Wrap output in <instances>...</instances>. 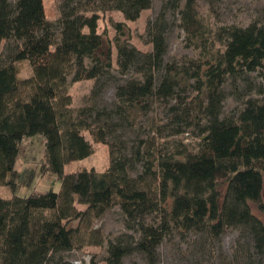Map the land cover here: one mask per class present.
<instances>
[{"label":"trees","instance_id":"1","mask_svg":"<svg viewBox=\"0 0 264 264\" xmlns=\"http://www.w3.org/2000/svg\"><path fill=\"white\" fill-rule=\"evenodd\" d=\"M150 6L151 0H58V17L50 21L43 0H0V186L10 190L0 196V264H70L63 253L104 244L93 223L112 207L130 232L106 241L105 264H122L132 253L154 264L158 246L174 231L218 242L228 228L237 232L230 251H210L205 260L264 264V222L249 207L262 208L264 26L252 21L212 33L196 0H167L146 26L150 52L115 38L116 71L126 77L119 82L110 55H96L100 13L118 11L134 21ZM169 9L178 10L187 44L199 54L189 67L164 60ZM24 61L31 73L20 77ZM254 72L263 82L248 80ZM83 80H93V87L86 103L73 107L70 84ZM185 80L195 93L190 103L178 100ZM229 80L234 89L243 81L247 92L242 107L225 114ZM108 82L110 102L101 97ZM161 103L169 112L163 123L150 117ZM191 109L203 123L187 118ZM192 125L199 128L193 148L164 141L167 129L175 137ZM84 132L107 145L108 165L65 173V164L93 153ZM33 135L44 137L42 171L54 173L60 188L20 197L15 158L20 141Z\"/></svg>","mask_w":264,"mask_h":264},{"label":"rangeland","instance_id":"2","mask_svg":"<svg viewBox=\"0 0 264 264\" xmlns=\"http://www.w3.org/2000/svg\"><path fill=\"white\" fill-rule=\"evenodd\" d=\"M167 0H151L149 9L141 11L139 17L134 21H127L118 11H107L100 13L98 21V32L101 33L102 43L97 50L96 55L101 59H105L110 55L111 74L122 82L126 77L119 75L116 71V47L115 38L120 41H127L141 52H150L152 49L151 43L146 35L147 23L153 21L162 5ZM183 3V0H180ZM44 13L47 20L53 21L58 17V0H43ZM196 7L201 16H203L210 24L212 33L223 26L240 25L245 26L248 23L255 21L264 26V0H196ZM178 10H168L167 20L169 28L166 33V54L164 60L169 63H175L179 66L189 67L191 61L197 59L199 54L193 50L188 44L183 29L179 26ZM116 23H120L121 27L117 29ZM2 46V45H1ZM217 46L219 44L217 43ZM203 60V59H202ZM20 77L29 76L31 68L28 62L18 63ZM248 80L258 83L263 82L261 77L254 73L246 75ZM191 80L183 81L180 84L177 94L178 100L190 103V100L195 95L189 88ZM93 80H83L72 82L69 87V92L72 98V106L79 107L86 103L90 91L93 87ZM246 83L239 81L238 89H234L231 81L223 87V112L230 114L240 107L245 100L247 90ZM256 97L255 95H253ZM101 97L104 101L110 102L113 99V87L110 82L105 83ZM260 98V97H258ZM173 103V100H171ZM187 105H185L186 108ZM184 106H182L183 108ZM168 107L164 103L155 104L150 117L155 118L157 122H167L169 118ZM190 111V112H189ZM187 110V118H193L194 121L203 123L202 114L195 109ZM198 119V120H197ZM184 127V126H182ZM143 128H147L146 123H143ZM169 130L165 131V142L170 143L171 140H179L193 148L198 140L199 128L198 125H192L189 129L183 128V131L175 137L168 136ZM87 140L93 146V153L88 157L72 161L64 166V172L68 173L80 168H93L97 171H103L108 165V147L104 143L94 142L88 132H84ZM44 143L45 139L42 135H33L23 138L18 146L17 155L14 163L15 171V186L14 194L20 197H26L31 193H43L48 190L58 192L60 182L56 175L50 171H42V162L44 158ZM261 190L262 208H258L254 203H249L251 213L259 220L264 222V175ZM226 190V184L218 187L220 198L223 197ZM10 190L6 186H0V196L8 197ZM76 221L68 224V227H74ZM124 217L118 207H112L107 210L100 218L93 223L95 228H98L105 237V242L102 246L85 245L80 248H74L63 253V257L70 264H89L93 261L95 264H105L106 248L108 240L114 239L118 234L127 231L124 227ZM237 232L228 228L220 237L218 242H212L202 234L179 233L174 231L171 235L163 239L157 249L156 262L154 264H210L205 260L210 251L229 252L236 239ZM45 264H55L54 261ZM122 264H149L145 257L140 253H132L125 256Z\"/></svg>","mask_w":264,"mask_h":264}]
</instances>
